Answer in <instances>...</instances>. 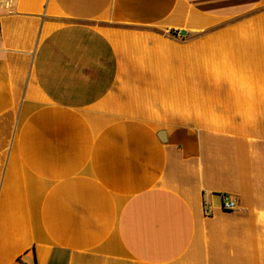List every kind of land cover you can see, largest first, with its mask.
<instances>
[{
    "label": "crops",
    "instance_id": "crops-1",
    "mask_svg": "<svg viewBox=\"0 0 264 264\" xmlns=\"http://www.w3.org/2000/svg\"><path fill=\"white\" fill-rule=\"evenodd\" d=\"M2 1L0 264H264V0Z\"/></svg>",
    "mask_w": 264,
    "mask_h": 264
},
{
    "label": "built area",
    "instance_id": "built-area-1",
    "mask_svg": "<svg viewBox=\"0 0 264 264\" xmlns=\"http://www.w3.org/2000/svg\"><path fill=\"white\" fill-rule=\"evenodd\" d=\"M10 0H4L1 2V4L8 6ZM221 208L226 211H232L237 209L236 203L231 200L228 196H223ZM202 209L205 216H211L212 215V208L205 200H202Z\"/></svg>",
    "mask_w": 264,
    "mask_h": 264
},
{
    "label": "water",
    "instance_id": "water-1",
    "mask_svg": "<svg viewBox=\"0 0 264 264\" xmlns=\"http://www.w3.org/2000/svg\"><path fill=\"white\" fill-rule=\"evenodd\" d=\"M181 34L183 35L184 33H183V32H181ZM161 132H163V131H161Z\"/></svg>",
    "mask_w": 264,
    "mask_h": 264
}]
</instances>
